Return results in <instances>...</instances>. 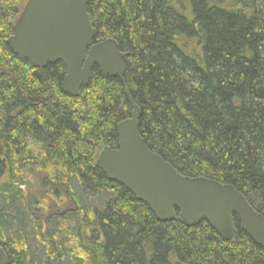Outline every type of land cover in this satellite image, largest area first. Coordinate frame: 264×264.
Wrapping results in <instances>:
<instances>
[{"label": "trees", "instance_id": "1", "mask_svg": "<svg viewBox=\"0 0 264 264\" xmlns=\"http://www.w3.org/2000/svg\"><path fill=\"white\" fill-rule=\"evenodd\" d=\"M22 7L0 0L7 264H264L239 225L225 241L205 221L161 223L95 167L102 148H116L130 98L149 151L182 176L231 185L264 218V0H89L94 42L114 40L126 72L94 68L77 97L61 90V62L35 69L8 47Z\"/></svg>", "mask_w": 264, "mask_h": 264}, {"label": "water", "instance_id": "2", "mask_svg": "<svg viewBox=\"0 0 264 264\" xmlns=\"http://www.w3.org/2000/svg\"><path fill=\"white\" fill-rule=\"evenodd\" d=\"M89 0H26L7 45L12 53L35 69L61 62L66 76L61 90L77 97L89 83L92 70L107 78L123 79V54L108 39L95 43L96 31L87 13ZM116 126L117 146L102 148L95 167L108 181L129 191L161 223L177 216L193 227L205 221L223 240L232 241L240 230L264 249V218L231 185L177 173L146 147L139 135L140 110ZM0 264L7 257L0 247Z\"/></svg>", "mask_w": 264, "mask_h": 264}, {"label": "rangeland", "instance_id": "3", "mask_svg": "<svg viewBox=\"0 0 264 264\" xmlns=\"http://www.w3.org/2000/svg\"><path fill=\"white\" fill-rule=\"evenodd\" d=\"M25 2H26V0H22V5H24ZM22 8H23V7H22ZM29 180H30V181L33 180V183H35L33 177H30ZM21 187H22V189H24V190L27 189V188H25L24 186H21ZM28 188H29L31 191H34V192H35V191H38V188L35 187V186H33L32 184H28ZM38 193H39V192H38ZM39 218H41V216H40L39 213H35V214H33V216H32V219L35 220V221H39ZM42 224H43V225L41 226V230H42V232L44 233V232L46 231V226H45V224H44V221H43ZM33 234H34V232L31 230L30 225H28V235H29V238L31 239L30 245L35 249V248H36L35 246L38 245V239H37L36 235H33ZM38 234H39V231H38Z\"/></svg>", "mask_w": 264, "mask_h": 264}]
</instances>
